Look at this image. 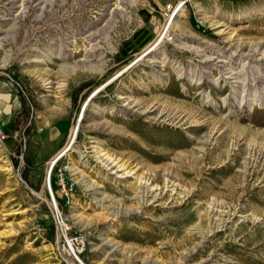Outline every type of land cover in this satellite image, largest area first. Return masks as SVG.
<instances>
[{
	"label": "rangeland",
	"instance_id": "1",
	"mask_svg": "<svg viewBox=\"0 0 264 264\" xmlns=\"http://www.w3.org/2000/svg\"><path fill=\"white\" fill-rule=\"evenodd\" d=\"M2 105L0 264H264V0H0Z\"/></svg>",
	"mask_w": 264,
	"mask_h": 264
},
{
	"label": "crops",
	"instance_id": "2",
	"mask_svg": "<svg viewBox=\"0 0 264 264\" xmlns=\"http://www.w3.org/2000/svg\"><path fill=\"white\" fill-rule=\"evenodd\" d=\"M3 105L1 106L2 113L0 114V126H5L6 127V126H8L11 123V118H12V112L13 111L11 112V110L7 109V108L4 109ZM13 110H14V108H13Z\"/></svg>",
	"mask_w": 264,
	"mask_h": 264
},
{
	"label": "trees",
	"instance_id": "3",
	"mask_svg": "<svg viewBox=\"0 0 264 264\" xmlns=\"http://www.w3.org/2000/svg\"><path fill=\"white\" fill-rule=\"evenodd\" d=\"M14 250V246H10L9 249H7L6 251V254L5 255L6 257L10 256L11 254H15V251ZM21 256L22 255H18L17 257H15L14 259H12L10 262L8 263H5V264H20V259H21ZM1 264H4V263H1Z\"/></svg>",
	"mask_w": 264,
	"mask_h": 264
},
{
	"label": "built area",
	"instance_id": "4",
	"mask_svg": "<svg viewBox=\"0 0 264 264\" xmlns=\"http://www.w3.org/2000/svg\"><path fill=\"white\" fill-rule=\"evenodd\" d=\"M4 139V135L3 133L0 131V141ZM62 176V174L60 175V177ZM64 191L66 192L65 188L63 187ZM75 256V255H74Z\"/></svg>",
	"mask_w": 264,
	"mask_h": 264
},
{
	"label": "bare ground",
	"instance_id": "5",
	"mask_svg": "<svg viewBox=\"0 0 264 264\" xmlns=\"http://www.w3.org/2000/svg\"><path fill=\"white\" fill-rule=\"evenodd\" d=\"M65 150H66V149H65ZM65 150H64V151H65ZM62 153H63V152H61V155H62ZM61 155H60L59 157H61ZM55 158H57V156H56Z\"/></svg>",
	"mask_w": 264,
	"mask_h": 264
}]
</instances>
